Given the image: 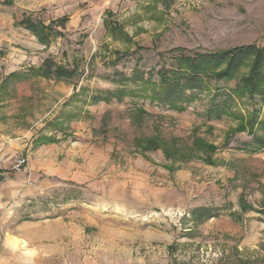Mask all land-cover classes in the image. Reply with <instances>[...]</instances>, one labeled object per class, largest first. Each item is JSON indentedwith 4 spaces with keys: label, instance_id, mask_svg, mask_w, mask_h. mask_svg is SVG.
<instances>
[{
    "label": "rangeland",
    "instance_id": "rangeland-1",
    "mask_svg": "<svg viewBox=\"0 0 264 264\" xmlns=\"http://www.w3.org/2000/svg\"><path fill=\"white\" fill-rule=\"evenodd\" d=\"M247 44L264 0H0V264H264L245 105L210 117L213 81L182 111L109 95L171 51Z\"/></svg>",
    "mask_w": 264,
    "mask_h": 264
},
{
    "label": "trees",
    "instance_id": "trees-1",
    "mask_svg": "<svg viewBox=\"0 0 264 264\" xmlns=\"http://www.w3.org/2000/svg\"><path fill=\"white\" fill-rule=\"evenodd\" d=\"M21 24L38 35L31 21L23 20ZM160 60L158 68L148 71L136 64L129 76L114 73L111 82L119 88L109 95L116 99L138 98L182 111L195 97L194 93L206 89L207 81H213L216 87L212 88L207 114L220 119L236 104L245 105L246 120L239 128L252 137L251 144L264 145V140L254 135L264 133V46L247 44L216 52L174 50ZM73 72L62 68L52 70L48 63L41 69L44 77L53 74L57 78H69ZM221 82H234V86L221 89L218 86ZM235 117L243 120L241 115ZM211 211L199 209L195 213L200 218H209ZM261 213L264 215V211Z\"/></svg>",
    "mask_w": 264,
    "mask_h": 264
},
{
    "label": "built area",
    "instance_id": "built-area-1",
    "mask_svg": "<svg viewBox=\"0 0 264 264\" xmlns=\"http://www.w3.org/2000/svg\"><path fill=\"white\" fill-rule=\"evenodd\" d=\"M25 164H26L25 159H20V160H18V161L16 162L14 169H15V170H19V169H21L22 167H24Z\"/></svg>",
    "mask_w": 264,
    "mask_h": 264
},
{
    "label": "bare ground",
    "instance_id": "bare-ground-1",
    "mask_svg": "<svg viewBox=\"0 0 264 264\" xmlns=\"http://www.w3.org/2000/svg\"><path fill=\"white\" fill-rule=\"evenodd\" d=\"M15 246V245H14Z\"/></svg>",
    "mask_w": 264,
    "mask_h": 264
}]
</instances>
